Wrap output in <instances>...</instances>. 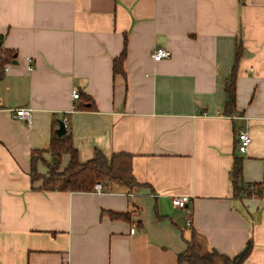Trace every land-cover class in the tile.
Masks as SVG:
<instances>
[{
	"label": "crops",
	"instance_id": "1",
	"mask_svg": "<svg viewBox=\"0 0 264 264\" xmlns=\"http://www.w3.org/2000/svg\"><path fill=\"white\" fill-rule=\"evenodd\" d=\"M0 36L13 59L0 74V264H189L178 256L194 230L209 249L248 248L241 264H264V201L236 193L231 176L238 155L244 188L264 184V0H0ZM126 36L125 75L115 74ZM158 47L171 56L155 61ZM60 121L83 161L131 154L141 186L33 183L32 155ZM184 195L188 208L174 206Z\"/></svg>",
	"mask_w": 264,
	"mask_h": 264
},
{
	"label": "trees",
	"instance_id": "2",
	"mask_svg": "<svg viewBox=\"0 0 264 264\" xmlns=\"http://www.w3.org/2000/svg\"><path fill=\"white\" fill-rule=\"evenodd\" d=\"M2 37L0 36V39ZM243 54L242 46L238 45L237 59L232 71L230 83L226 85L228 101L225 105V112L231 114L236 108V80L239 58ZM127 55V36L125 37L124 48L121 55L114 59L113 69L115 74L125 75L124 61ZM12 53L0 49V72L4 65L11 62ZM94 106L92 103L91 107ZM44 153L50 154V160H46ZM68 156V161L65 157ZM40 162L47 167V172H40L38 166ZM243 157L236 155L231 171L234 189L237 192L244 190L248 194H259L262 190L256 191L244 188L242 180ZM31 176L33 183L42 180L40 188L47 190L63 191H93L96 183L110 184L113 182L125 184L131 188L141 186L137 181L132 170V155L129 153H114L111 156L106 155L102 150L97 149L94 156L87 161L80 158V152L74 144L71 133L66 132L62 136L54 133L47 149L34 151L32 155ZM112 218L126 219L129 213H119L109 211ZM191 227V226H190ZM246 250V249H245ZM248 250V248H247ZM243 252V251H242ZM241 252V253H242ZM248 251L240 257V253L234 257L220 253L216 249H209L196 230L192 233V239L188 242L185 251L179 254V263L188 262L189 264H241Z\"/></svg>",
	"mask_w": 264,
	"mask_h": 264
},
{
	"label": "built area",
	"instance_id": "3",
	"mask_svg": "<svg viewBox=\"0 0 264 264\" xmlns=\"http://www.w3.org/2000/svg\"><path fill=\"white\" fill-rule=\"evenodd\" d=\"M171 56V51L164 47H158L154 50L152 57L155 61H161L164 58H168ZM72 97L74 99L80 98V91L75 87L72 90ZM33 109L31 107H21L15 110L16 117L25 120L27 122H31L33 118ZM251 143V136L246 129H241L238 133V149L241 154H245L248 152V148ZM102 183H96L95 189L97 191L101 190ZM257 196L264 201V184L262 185V190ZM191 198L189 196H175L172 198V203L174 206L179 208H188ZM186 224L188 226H192V217L189 215Z\"/></svg>",
	"mask_w": 264,
	"mask_h": 264
},
{
	"label": "water",
	"instance_id": "4",
	"mask_svg": "<svg viewBox=\"0 0 264 264\" xmlns=\"http://www.w3.org/2000/svg\"><path fill=\"white\" fill-rule=\"evenodd\" d=\"M15 63V61H14ZM1 74V72H0ZM67 130H66V122L65 121H60L59 127L56 129V133L58 136H62L64 134H66ZM247 249L244 250L242 253H240V257L244 256V254L246 253Z\"/></svg>",
	"mask_w": 264,
	"mask_h": 264
}]
</instances>
